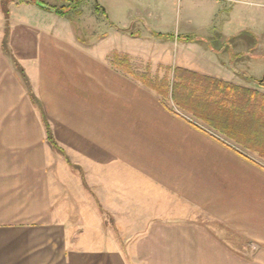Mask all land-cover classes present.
Returning a JSON list of instances; mask_svg holds the SVG:
<instances>
[{"label":"crops","instance_id":"0c3cea01","mask_svg":"<svg viewBox=\"0 0 264 264\" xmlns=\"http://www.w3.org/2000/svg\"><path fill=\"white\" fill-rule=\"evenodd\" d=\"M250 1L98 0L112 26L97 45L71 11L65 37L47 22L57 16L12 9L9 40L25 42L11 45L42 119L0 129V264H264V32L236 5ZM180 8L183 29L154 28ZM192 33L201 40L177 38ZM245 34L257 45L245 48ZM157 42L161 56L148 49ZM247 58L257 63L245 67ZM52 121L64 123L68 146ZM99 205L114 219L145 217V235L129 247L107 235ZM185 208L194 222L164 220Z\"/></svg>","mask_w":264,"mask_h":264},{"label":"rangeland","instance_id":"374dc122","mask_svg":"<svg viewBox=\"0 0 264 264\" xmlns=\"http://www.w3.org/2000/svg\"><path fill=\"white\" fill-rule=\"evenodd\" d=\"M45 1L53 5H56L62 9H65L66 7L69 6V0H45ZM22 4L23 3H19L18 0H12L11 2H9L7 6L9 9V16L8 18H6L3 7H2V1L0 0V13L3 14V20L0 24V38L2 39L3 37L2 48H1V41H0V129L7 130L9 133L17 132V131L19 132L20 130L36 129L37 122L36 123L34 122L35 123L34 124L31 121L30 115H33L35 117V120L42 119L41 118L42 113L29 100L27 90L25 88L26 81L21 72V68L23 70L24 68L20 66L18 60L15 57V51L12 48V45H16V46L20 45V47L24 46L25 42L19 41L18 43L16 42L11 43L9 40V36L12 30V25H11L12 22L10 21L11 11L13 8L15 9L21 6ZM28 5H34L36 9L45 11L49 13L50 15L57 16L56 20L54 21L51 17L49 18L47 17L48 24L54 26V28L56 29L54 31L57 34L58 32H61L63 33V36L65 37L67 34H69V12H66V14L61 15L55 12L45 10L36 4H28ZM94 5L96 7L99 6L98 0H94V4H91V2H86V0H80L79 5L70 10L71 17L78 24L76 25V27L78 29L79 34L83 33L84 35H87V37L89 38H92L96 35L94 37L95 39L90 40V41L88 40V42H86V44H89V45L91 44L97 45L98 41L96 40L99 39V36H100L98 34L105 32L108 29V27L112 26L111 19L109 18V14H108L109 12L107 13L104 10L99 8L100 11H98L99 12L98 14L96 12V9L93 8ZM236 5L248 8L249 10H247L246 13L250 15L251 17H256V20L260 22L259 29L264 32V0H252L250 2L236 3ZM109 11H110V8H109ZM110 12H111V15H113V11L111 10ZM103 14H105L106 16H104ZM175 17L176 19L173 20L172 25L168 24L166 27L161 26L159 24V21H154L155 22L154 28H156V30L164 29L167 31L172 28H175L174 25L178 23L177 25L180 24L181 29H183V25L185 22L183 19L184 18L183 9L181 8L176 9ZM177 17L180 20L179 19L177 20ZM35 18L36 17H33V20ZM36 21L40 22L39 18H36ZM136 29H137V26H134L133 30L136 31ZM50 31L51 33H54V31L52 30ZM18 32H20V30H18ZM18 35L22 37V33L17 34V37ZM192 35L194 34L192 33ZM245 36H247L248 38V40L243 43V45H245V48L248 49L249 47L254 46L255 44L257 45L258 42L251 41L250 39L251 37H248L249 36L248 34H245ZM261 39H264V35H261ZM27 43H30V42H27ZM160 43L157 42L156 45L153 43H150V46L148 49L151 55L161 56L163 48L162 46H160ZM212 44L216 48L218 46L222 47L224 45L223 43H219L217 41H212ZM225 44H227L226 48L229 49L237 45V42L233 40ZM261 51L264 52V41L262 42ZM172 57H173V62H174V56ZM197 59L201 61L200 57H198ZM139 60H140L139 62H135V64H139L137 65V67L138 66L141 68L145 67V60L142 58H140ZM258 62L262 63L264 66V57H262V59H259ZM252 63L253 61L247 58L246 65L244 66L245 67L249 65L251 66ZM254 63H257V62H254ZM182 93H183L182 89H178L177 87V89L175 90V102L180 101V95ZM55 101L58 104L53 106V110L55 109L60 110L63 106L59 104L61 102L65 103V100L62 97H60ZM48 117L53 118L54 116L49 114ZM52 125L55 131V134L57 135L58 140L61 142V144L64 143L68 146L69 137H67L65 134L64 123L52 121ZM44 129H45L44 124L41 123V126L38 129L40 130L39 136L41 139L44 135ZM49 159H51L50 156H49ZM90 198H91V203H90L91 209L93 210L97 209L96 202L92 200V196ZM184 211L185 212H184L183 217L180 216V217H175V218H167V219L165 218L164 220L180 221V222L181 221L194 222V219L195 220L197 219L193 217L192 214H190L187 208H185ZM102 216H103V213H102ZM103 221L107 227L106 228L107 235L108 234L115 235L117 238H119V241L122 244H124L126 247H129L128 244L138 241L141 237H143L145 235L144 230L147 226V219L145 217L118 218V219H114L113 221H111L110 218H105L103 216Z\"/></svg>","mask_w":264,"mask_h":264},{"label":"trees","instance_id":"16d2710c","mask_svg":"<svg viewBox=\"0 0 264 264\" xmlns=\"http://www.w3.org/2000/svg\"><path fill=\"white\" fill-rule=\"evenodd\" d=\"M1 1H2V7H3V10H4V14H5L6 18H8L9 9H8L7 6H8V3L11 2L12 0H1ZM18 2L19 3H23V4H36V5L40 6L41 8H43L45 10H48V11L55 12V13L63 15V14H66V12H69L71 9L75 8L76 6H78L79 3H80V0H70L69 1V6L66 7L65 9H62V8L56 6V5H53V4H51V3H49V2H47L45 0H18ZM7 25H8V23H7ZM154 35L156 37H158V38H165V39H174L175 38V35L171 34V33L154 32ZM177 38L180 41H183V42H199L201 40L200 36L192 35V34L179 35V36H177ZM121 64L124 67V69H126L128 72H131V73L135 74L130 62L128 61V59L126 57L122 58V63ZM21 72H22V74L24 76V79L26 81V85H27V87L29 89L30 97H31L32 101L34 103H36L37 98H36L33 90L31 89L29 81H28V78H27V76L25 74V71L22 68H21ZM141 78L145 81V83H147L149 85L152 84V80H151L150 75L148 73L146 75H144V76H141ZM259 81H264V77L259 79ZM157 92L161 93L162 95H166L167 94V91L165 89L158 88ZM45 125H46V130H47V133H48L49 141L61 151V148L58 146L57 142L55 141V139H54V137L52 135V132H51V129H50V125H49V123L47 121L45 122ZM100 210L103 213V216L105 218H110L111 221L114 220L113 217H111V215L102 206H100Z\"/></svg>","mask_w":264,"mask_h":264}]
</instances>
